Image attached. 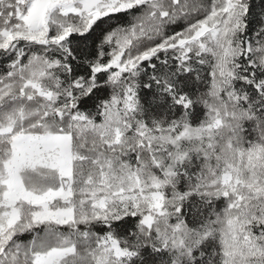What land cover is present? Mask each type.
Listing matches in <instances>:
<instances>
[{
	"label": "snow or ice",
	"instance_id": "6c2138e0",
	"mask_svg": "<svg viewBox=\"0 0 264 264\" xmlns=\"http://www.w3.org/2000/svg\"><path fill=\"white\" fill-rule=\"evenodd\" d=\"M0 264H264V0H0Z\"/></svg>",
	"mask_w": 264,
	"mask_h": 264
}]
</instances>
